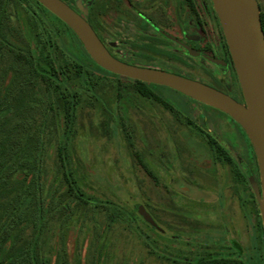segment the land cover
<instances>
[{"label":"rangeland","instance_id":"374dc122","mask_svg":"<svg viewBox=\"0 0 264 264\" xmlns=\"http://www.w3.org/2000/svg\"><path fill=\"white\" fill-rule=\"evenodd\" d=\"M29 2L8 1L5 14L9 17L4 22L0 17V35L2 32L4 38L0 70L11 46L28 51L37 62H42V54L48 51L45 58L49 57L55 69L60 67L62 72L54 75L57 93H38L37 85L26 86L27 93L18 97L11 118L22 107L34 124L52 103L56 114L47 113L43 127L55 125L57 136H72L68 157L72 158L74 176L90 198L88 204L99 205L78 211L75 205L74 218L49 231L47 246L52 264H199L201 258L233 255L232 242L241 247L244 264H264L250 188L232 178L229 164L216 161L221 158L201 136V131L215 136L235 161L249 164L252 147L239 127L225 113L165 86L148 85L150 93L155 94L152 98L139 94L123 78L119 90L110 75L95 85L81 79L80 74L76 78L70 61L83 64L86 56L74 36ZM126 16V8L113 1L106 3L97 17L108 48L122 62L212 82L198 57L175 53L172 57L187 63L183 64L157 54L145 60L128 55L131 41L140 38L128 39L135 35L124 24ZM43 37L49 42L54 39L45 51ZM142 46L150 47L147 41ZM154 47L157 50L159 46ZM201 66L227 81L224 71L207 63ZM213 88L238 99L234 92ZM73 92L78 93L77 99L72 97ZM165 104L180 115L179 119ZM65 106L73 118L70 123L65 120L70 118L64 116ZM250 165L258 178L253 160ZM54 174L55 170L46 168L47 177ZM136 205L145 208L160 230L137 213ZM102 206L115 207V223L109 222L106 212L95 210Z\"/></svg>","mask_w":264,"mask_h":264},{"label":"trees","instance_id":"16d2710c","mask_svg":"<svg viewBox=\"0 0 264 264\" xmlns=\"http://www.w3.org/2000/svg\"><path fill=\"white\" fill-rule=\"evenodd\" d=\"M8 1L12 3V1L19 2L21 0H0V17L3 22L6 17H9V14H5ZM23 1L30 5L29 0ZM31 1L35 6L50 14L63 30L69 31L74 36L80 52L86 56V60L84 59L82 64L65 55L71 60L70 66L75 69L74 76L76 78L80 74L81 79L87 81L88 84L93 83L92 85H95L110 75L117 81L115 83L118 90L121 86L120 79L123 78L130 81L139 94L152 98L155 96L154 93H150L148 88V85L155 84L118 76L95 64L67 25L47 11L39 2ZM258 5L261 27L264 33V0H258ZM2 12L4 16H1ZM90 13H88L87 20L92 27H96L97 22L94 21ZM43 38L45 40V37ZM64 39H66L65 36ZM3 40L1 32L0 51ZM53 40L51 37L50 42L53 43ZM101 40L105 42L103 36ZM50 42L46 37L44 45L42 44L44 51L51 48ZM6 53L5 64L0 70V264H52L50 248L47 246L49 231L56 228L60 222L65 223L74 218L76 211L91 207L96 208L99 205L90 206L88 204L90 198L85 195L74 176L75 169L71 165L72 158L70 155L68 157V152H71L70 149L68 150V144L70 146L72 136H69L68 139L69 134L57 136L58 131L55 125L43 127L42 121L46 120V114H52V112L56 114L52 103H48L47 110L41 111V115L34 124L32 119H28L29 114L22 107H20V113L18 112L16 116L13 115L14 117L11 118L15 112L18 97L27 93L26 86L37 85L38 93H44L48 90L57 93L53 83H55L54 75L62 72L60 67L59 70H56L49 57L45 58L49 56L48 51L45 55L42 54V62H37L31 53L28 51L24 53L20 48L7 47ZM3 54H0L1 61ZM65 65L68 64L65 63ZM93 80L94 82H92ZM71 95L74 99L79 96L77 92H73ZM167 107L175 115L174 110L169 106ZM65 109L64 116L70 117V111L67 110L66 106ZM25 112L28 117L24 115ZM176 115L175 117L179 119L180 115L178 113ZM72 119V116L65 118L67 123H70ZM236 125L240 128L238 124ZM241 131L243 132L242 129ZM243 134L245 135L244 132ZM202 135L211 150L218 153L221 161L232 162L211 134L201 131ZM60 136L62 137L61 140ZM53 152H55L54 156L51 155ZM49 160L52 165L48 166ZM47 167L55 170L53 177L46 176ZM236 175L238 180L243 177L240 171H237ZM74 208L76 211L73 212ZM95 210H98L99 213L106 212V216L110 218V223H115L118 218V211L113 206H102ZM55 248V246L52 247L53 250ZM197 261L199 264H242L241 260L231 257L201 258Z\"/></svg>","mask_w":264,"mask_h":264},{"label":"water","instance_id":"95a60500","mask_svg":"<svg viewBox=\"0 0 264 264\" xmlns=\"http://www.w3.org/2000/svg\"><path fill=\"white\" fill-rule=\"evenodd\" d=\"M36 1L72 30L89 57L102 69L131 80L168 87L225 113L240 126L251 144L257 163L259 186L252 180L251 183L264 232V33L258 2L210 0L242 93L243 102H239L198 80L122 62L108 51L88 22L65 0ZM135 210L149 225L160 230L142 205H136Z\"/></svg>","mask_w":264,"mask_h":264},{"label":"flooded vegetation","instance_id":"af4514ba","mask_svg":"<svg viewBox=\"0 0 264 264\" xmlns=\"http://www.w3.org/2000/svg\"><path fill=\"white\" fill-rule=\"evenodd\" d=\"M113 1L119 6H124L126 8V17L128 19L125 20L124 24H127L128 31L135 35V37H128V39L140 38L137 41H131L133 44L130 45L131 48L129 49L130 52H127L128 55L131 53L133 56L145 60L147 57H152L151 54H157L165 56L168 59H175L183 64L187 63H184L176 56H172L175 53L181 52V54L185 55L184 57H198L201 61L200 67L203 68L204 74L211 79L212 84L195 78L212 87L217 86L224 90L226 89L234 92V94L238 96V99L236 100L243 102L242 93L225 38L210 0H65V3L87 22L88 13L91 12L90 15L94 21L97 22V26L92 27L89 22L88 24L108 51L116 57L108 48L106 42L101 40L103 35L99 30L100 20L97 18L103 6L105 7L106 3L111 4ZM212 34H215V37H213ZM144 41H147V45L150 46L148 49H145L142 46V42ZM154 45L159 46L157 50H155ZM143 48L145 50H143ZM149 48L152 50L150 51ZM120 60L122 61V59ZM204 63L215 66L224 71L227 81L222 77H219V75H216L213 70L211 71L206 67L201 66ZM150 67L155 68L153 66ZM234 124L237 123L234 122ZM244 137L251 147L246 135H244ZM219 145L222 147L221 144ZM222 149L225 153L227 152L226 154L230 157L232 162L216 161L223 165H227L228 163L232 178L237 183H245L250 188L252 203H254L253 209L255 216H257L256 228L258 229L257 233H259L260 236L259 243L264 247V232L261 224L258 202L254 192V185L251 183L252 180L257 187L259 186V173L257 178L254 170L250 171V169H253L252 165H250V162L253 160L258 172L255 156L253 154V156L250 157V154L248 157L249 162L247 161L249 164L242 163L241 165L240 162L234 160L228 147L226 150L223 147ZM237 171H240L241 174H243V177L240 180L237 179ZM231 246V253H233V255H225L224 257H231L242 261V259H240L242 257L241 247L235 242H232ZM242 264H244L243 261Z\"/></svg>","mask_w":264,"mask_h":264}]
</instances>
